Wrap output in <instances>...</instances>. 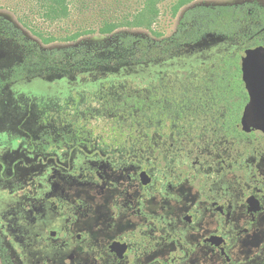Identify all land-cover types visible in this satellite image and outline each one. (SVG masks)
I'll return each instance as SVG.
<instances>
[{"label": "flooded vegetation", "instance_id": "flooded-vegetation-1", "mask_svg": "<svg viewBox=\"0 0 264 264\" xmlns=\"http://www.w3.org/2000/svg\"><path fill=\"white\" fill-rule=\"evenodd\" d=\"M202 91L173 111L185 131L118 151L63 157V129L28 144L0 121V264H167L171 246L185 264L238 262L242 237L263 227L264 131L242 127L249 95L221 104Z\"/></svg>", "mask_w": 264, "mask_h": 264}, {"label": "rangeland", "instance_id": "rangeland-1", "mask_svg": "<svg viewBox=\"0 0 264 264\" xmlns=\"http://www.w3.org/2000/svg\"><path fill=\"white\" fill-rule=\"evenodd\" d=\"M50 2L0 0V21L7 23L18 35L37 41L46 52H70L81 45L115 39V34L106 36L99 32L107 22L117 24V32L161 40L176 31L183 13L191 7L250 3L264 6V0H152L157 15L151 28H148L145 24L149 16L145 15H149L150 11H145V5L150 0H65L67 15L57 18L49 16ZM137 16H142L140 26H135L134 19ZM233 49L229 42L211 38L166 61L124 67L118 71H90L76 77L53 80L42 77L19 80L10 87L4 106L7 112L3 117L11 122L7 123L11 130L7 135H23L30 144V137H36L39 130H47L50 137H59L53 131L63 129L58 131L61 136L62 133H66V136L73 134L69 149L60 151L63 157L68 151L73 154L123 150L136 137L146 136L150 131L151 135L160 132L177 136L188 125L182 124L181 117L173 112L175 107L187 104V100L202 93L208 68L223 59L225 54L233 52ZM245 54H242V58ZM130 88L144 90L154 100L172 101L174 104L161 108L156 106L153 110L141 113L130 111L114 116L100 112L104 102ZM190 113L188 109L184 114ZM1 137L6 136L3 133ZM57 141L51 140V144L56 145ZM9 145L12 149L20 146L18 141ZM3 146L0 143V150ZM42 162L40 157L39 166H44ZM237 250L238 262L235 264H246L247 256L252 258L249 264H264V219L262 229L242 237ZM186 259L189 258L179 254L177 246L168 248L167 264H185ZM208 264L227 263L216 258Z\"/></svg>", "mask_w": 264, "mask_h": 264}, {"label": "trees", "instance_id": "trees-1", "mask_svg": "<svg viewBox=\"0 0 264 264\" xmlns=\"http://www.w3.org/2000/svg\"><path fill=\"white\" fill-rule=\"evenodd\" d=\"M50 1L49 16L57 18L67 15L65 0ZM151 2L145 5V11H150L149 15H145L149 16L145 24L148 28H151L157 15ZM141 18L135 17V26L141 25ZM117 28V24L107 22L99 29L102 35L115 34V39L81 45L70 52H46L37 41L18 35L7 23L0 21V121L6 120L3 117L7 112L4 106L10 87L19 80L36 77L53 80L76 77L90 71H118L124 67L166 61L211 38L229 42L234 51L225 54L223 59L208 68L209 75L205 77L202 88L211 90L213 102L216 103L233 104L235 97H241L244 101L248 95L241 85L240 61L243 53L264 45V6L250 3L191 7L183 13L176 31L161 40L117 32ZM192 102L194 100H187L188 104ZM197 102L201 103V100ZM171 104L174 102L154 100L150 93L130 88L104 102L100 112L109 116L130 111L141 113L156 106L168 107ZM229 127L235 129L233 124ZM36 135L50 137L45 129L39 130ZM72 136L68 135L70 142L73 141ZM38 142L46 145L44 141Z\"/></svg>", "mask_w": 264, "mask_h": 264}, {"label": "water", "instance_id": "water-1", "mask_svg": "<svg viewBox=\"0 0 264 264\" xmlns=\"http://www.w3.org/2000/svg\"><path fill=\"white\" fill-rule=\"evenodd\" d=\"M241 72L249 95L242 127L246 131H264V45L256 46L245 54Z\"/></svg>", "mask_w": 264, "mask_h": 264}]
</instances>
